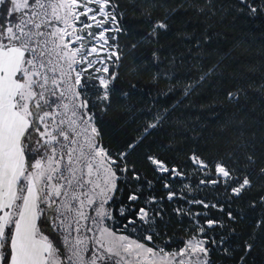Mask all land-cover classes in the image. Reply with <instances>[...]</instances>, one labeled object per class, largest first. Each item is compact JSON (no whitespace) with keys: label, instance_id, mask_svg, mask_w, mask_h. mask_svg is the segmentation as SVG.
Here are the masks:
<instances>
[{"label":"snow or ice","instance_id":"1","mask_svg":"<svg viewBox=\"0 0 264 264\" xmlns=\"http://www.w3.org/2000/svg\"><path fill=\"white\" fill-rule=\"evenodd\" d=\"M0 6V264H215L213 248L235 264H249L254 254L264 255V195L248 205L253 212L260 209L251 223H247V213H234L229 206L264 180V135L257 138L252 126L245 127L243 120L237 124V113L223 118L213 113L218 136L210 139L229 150L213 156L191 150L183 161L191 165V171L177 164L169 166L153 153L155 139L144 152V160L154 173L152 180L142 178L137 162L129 160L148 137L165 128L169 117L196 88L205 81L210 86L223 84L228 68L221 67L222 58L206 70L194 64L200 72L198 79L183 85V97L171 106L157 107L158 97H149L151 103L143 108H129L126 114L133 122L144 119L140 135L124 150L114 153L103 143L97 116L106 115L114 100L131 99V92L115 94L119 69L125 62L132 66L133 75L149 74L155 87L167 82V91L159 95L167 97L181 87L176 79L180 74L177 58L158 54L162 51L161 33L169 30L168 15L175 9H168L165 19L152 21V13L162 5L154 0L131 3L130 7L140 9V22H147L148 27L125 50L120 38L131 33L124 27L127 15L119 0H0ZM215 9V0H203V7H196L208 17L215 15ZM248 10L255 14L258 8L249 4ZM203 39L208 42L211 37L205 34ZM195 46L201 47V41L196 40ZM145 48L150 58L138 65V53ZM194 59L206 58L197 54ZM136 87L130 84V89ZM253 89L264 91V85L255 89L251 83L247 88L233 84L224 93L223 103L242 107L241 99H247L248 90ZM167 126L176 130L168 137L170 141L176 134L196 133L195 126L189 128L183 122ZM206 130L202 127L194 138L205 139L202 133ZM230 131L238 132V137L232 139L227 135ZM167 147L183 150L173 149L171 143ZM191 176L202 177L195 187L182 183L174 188L176 180ZM122 179L128 191L114 210L110 202L120 191ZM160 181L166 196L145 194L143 185L151 189ZM220 187L227 194L223 203L215 197L209 200L208 194L203 199L188 198ZM259 190L264 192V184ZM165 201H181L172 212L191 221L179 249L149 247L127 235H117L104 224L118 212L125 220L124 230L142 229L143 240L151 242L166 212ZM194 207L200 210L193 211ZM213 210L222 215L211 216ZM41 213L46 220L59 221L61 241L41 234L36 224ZM232 225L251 229L239 234L235 247L229 243L237 235ZM216 229L228 231L217 233L219 239L209 236Z\"/></svg>","mask_w":264,"mask_h":264},{"label":"trees","instance_id":"2","mask_svg":"<svg viewBox=\"0 0 264 264\" xmlns=\"http://www.w3.org/2000/svg\"><path fill=\"white\" fill-rule=\"evenodd\" d=\"M119 2L123 5L121 10L125 11L127 15V19L123 22L124 27L131 33V35L120 38L121 45L127 50L131 44L140 38L142 35L141 30L146 29L148 24L147 22H140L139 8L129 6L135 0H119ZM154 2L162 5V7L152 13V21L165 19V12L168 9H175L174 12L168 15L169 30L161 33L159 47L162 51L158 54L162 58L173 56L177 58V67L180 74L176 79L181 81V87H178L176 91L167 97L159 95L167 91V82H160L159 86L155 87L151 83L149 74L133 75L131 73L132 66L125 62L124 66L119 69L120 80L116 84L115 94L119 96L124 92H131V99L114 100L112 108L109 109L106 115L97 116L98 126L102 129L103 143L107 147L114 153L122 151L127 144L132 143L140 135L138 129L141 127L144 117L135 119V122H133V117L126 114L129 108H132V111L143 108L145 104L151 103L149 97H158L157 107L160 108L169 107L180 100L183 97V85L197 80L200 75V72L193 67L194 64H201L206 70L217 59L222 58L223 65L221 67L226 66L228 73H231L236 79L225 73L222 85L213 84L210 86V82L205 81L189 97L183 99L177 111L169 117L165 128L154 132L130 154L129 160L137 162V167L142 172V178L148 180L153 179L154 173L151 166L144 160V152L153 139L156 141L155 144L151 145L153 153L158 154L160 159L165 160L169 166L177 164L188 171H191V165L183 161L191 150L198 149L205 156L223 155L229 150L226 146L214 143L213 139H210V137L218 136L216 132L218 121L214 119L213 113H218L221 118L226 114L231 116L232 113H237L234 117L237 124L243 120L245 127L252 126V131L257 133V138L264 135V91L248 90L247 99H241L240 104L242 107L223 103L224 93L230 90L233 84L238 83L247 88L251 83L255 89H259L261 85H264V0H215V15L212 17L202 15L196 10L197 4L203 7V0H154ZM249 4L258 8L255 14H249ZM205 34L211 37L210 41L204 42ZM186 37H191V39ZM196 40L201 41V47L195 46ZM197 54L206 59H194ZM138 56L140 57L137 61L138 65L147 63L150 58V51L145 48L138 53ZM181 59H183V64L180 63ZM249 69H252V71H249ZM133 83L137 84L135 90L130 89V84ZM140 100H143L144 103H139ZM133 105H135V108L132 107ZM238 108L239 111H237ZM172 122L186 123L189 128L195 126L196 133L189 132L187 136L176 134L170 141L168 137L176 131L167 126L168 123ZM202 127L207 129L202 133L205 139L197 141L194 137L197 133H200ZM227 135L232 139H236L238 132L230 131ZM248 135L250 136L251 133L249 132ZM169 143L172 144L173 149L183 150H170L167 147ZM205 144L209 146L204 147ZM200 178L202 177L191 176L184 181L176 180L174 188L180 187L182 183H191L195 187ZM162 183V181L154 182L151 189L146 184L143 185L145 194L157 197L166 196L167 193L163 190ZM261 184H264V180L257 183L252 189L246 190L241 198L234 199L229 204L234 213L240 211L247 213V223H251L260 212L259 208L253 212L248 205L250 201L264 195V192L259 190ZM119 187L120 191L117 193L115 200L110 202V207L114 210L118 209L124 202V197L128 191L127 183L123 179L119 182ZM206 194H208L209 200L215 197L223 203L227 199V194L222 187L214 191L210 188L204 192L190 195L188 198L192 199L194 196L195 199H203ZM180 204H182L181 201H176L175 204L164 202L166 212L156 227L158 235L150 242L154 247L172 251L184 245V241L188 236L186 230L189 229L191 221L186 217L181 218L173 214V207ZM183 206L186 208L191 207L187 204H183ZM197 210L200 209L193 208V211ZM209 214L211 216L222 215L215 210ZM224 220L227 223L226 216H224ZM111 221L113 229H118L134 240L144 241L142 229H137L135 232H132L131 229H123L125 220L118 212H114V218ZM36 224L42 235L48 236L51 240L60 241L57 234L47 226V221L43 216H37ZM232 227H236L237 235L231 237L229 243L232 247H235L233 242L239 239V234L249 232L251 229L245 225H232ZM227 231V229H224L221 232L220 229H216L214 232H209V236L215 235L219 239L220 236L217 233L224 235L227 234ZM60 246L63 250L62 245ZM212 259L215 264H235L234 260L223 257L221 251L215 248L212 250ZM253 260H255V264H264V255L254 254L250 258L249 264H252Z\"/></svg>","mask_w":264,"mask_h":264},{"label":"rangeland","instance_id":"3","mask_svg":"<svg viewBox=\"0 0 264 264\" xmlns=\"http://www.w3.org/2000/svg\"><path fill=\"white\" fill-rule=\"evenodd\" d=\"M41 208H44L45 211H47V212H50V211H51V209H47L46 205H41ZM39 215H41V216H43V217L45 218L44 213H41V214H39ZM46 221H47V226H48L52 231H53V229H55L54 232L57 234V236L59 237V240L61 241V240H62L61 233L63 232V229H62V228H57V224L59 223V221H55V222H54V221L51 219V217H50L49 219H47ZM104 224H105L107 227L111 228L112 231L115 232L117 235H121V234L126 235V234L122 233L121 231H119L118 229H113L111 219L105 221ZM89 235H91V234H89ZM139 242L145 243V244H147V246H149V247H154V246L151 245V243L148 242V241H139ZM61 245H62V244H61ZM62 247H63V245H62ZM182 247H183V246H182Z\"/></svg>","mask_w":264,"mask_h":264}]
</instances>
